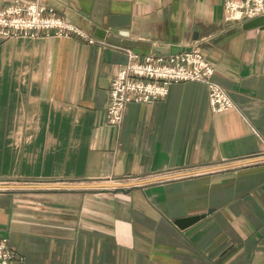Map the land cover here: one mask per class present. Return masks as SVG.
<instances>
[{
    "label": "crops",
    "instance_id": "1",
    "mask_svg": "<svg viewBox=\"0 0 264 264\" xmlns=\"http://www.w3.org/2000/svg\"><path fill=\"white\" fill-rule=\"evenodd\" d=\"M26 1L87 37L0 38V238L25 264H264V23L224 0ZM184 49L233 108L183 81L107 124L127 50Z\"/></svg>",
    "mask_w": 264,
    "mask_h": 264
},
{
    "label": "built area",
    "instance_id": "2",
    "mask_svg": "<svg viewBox=\"0 0 264 264\" xmlns=\"http://www.w3.org/2000/svg\"><path fill=\"white\" fill-rule=\"evenodd\" d=\"M224 18L243 22L264 16V0H224ZM87 37L76 25L54 14L38 1L16 0L0 9V38H37L42 36ZM127 61L111 79L105 109L107 124L118 126L128 102L150 103L164 98L173 83L197 81L207 88L208 103L214 113L234 107L227 91L213 80L212 63L197 49L166 56L139 55L126 51ZM0 264H25L14 253L7 238H0Z\"/></svg>",
    "mask_w": 264,
    "mask_h": 264
},
{
    "label": "water",
    "instance_id": "3",
    "mask_svg": "<svg viewBox=\"0 0 264 264\" xmlns=\"http://www.w3.org/2000/svg\"><path fill=\"white\" fill-rule=\"evenodd\" d=\"M264 23V17L262 16H259V17H256V18H253L247 22H245L243 24V27L244 28H249V27H254V26H260ZM184 51H189L188 49H184ZM204 217V215H198V216H193V217H189L187 219H179V220H175V223L178 225V226H185L187 224H190L196 220H198L199 218H202Z\"/></svg>",
    "mask_w": 264,
    "mask_h": 264
}]
</instances>
